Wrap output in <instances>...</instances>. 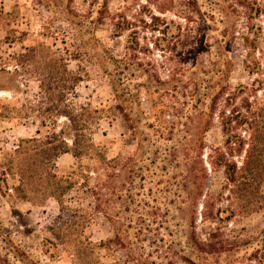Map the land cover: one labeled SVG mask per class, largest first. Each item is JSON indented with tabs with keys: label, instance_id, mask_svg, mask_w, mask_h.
Segmentation results:
<instances>
[{
	"label": "rangeland",
	"instance_id": "1",
	"mask_svg": "<svg viewBox=\"0 0 264 264\" xmlns=\"http://www.w3.org/2000/svg\"><path fill=\"white\" fill-rule=\"evenodd\" d=\"M230 1L0 0V179L8 159L14 166H25L28 185L25 199L18 192L10 189L6 194L0 188V264H73L71 255L54 256L44 245L54 239L50 228L65 225L63 233L74 240L85 225L83 238L93 243L111 236V227L102 216L88 224L83 219L72 220V212L61 214L57 201L46 198L40 166L43 157L39 151H30L37 143L22 141L59 132L66 119L40 116L39 111L47 108L115 107L113 85H118L121 72L124 86L133 94L125 108L131 121L127 124L117 112L116 117L105 114L94 141L108 159L129 157L137 144L142 148L136 164L140 176L127 189L133 187L137 193L132 205L135 222L143 202L158 209L155 225L160 226L159 233L151 236L158 241L146 242L149 251L160 247L151 261L264 264V173L253 185L239 187L229 183L223 168L213 169L208 160V154L215 155L220 149L237 167H243L246 152L234 157L229 153L240 139L251 137L260 140L259 147L264 150V125L254 121L264 113V17L254 21L263 33L259 50L252 52L241 38L249 33L245 17L223 13ZM256 1L264 6V0ZM250 37L254 39L255 34ZM129 40L137 45L135 51L126 49ZM48 46L50 54L60 49L58 56L83 77L62 104L55 92L52 100L39 95V80L45 77L39 75V68ZM32 48H38V55L31 62L30 73H3L20 67L19 55ZM127 53V66H118L115 60ZM227 66L228 94L219 100L210 125H206V120L195 114L201 109L199 99L209 86L220 89ZM234 92L235 100L227 107L225 100ZM247 106L251 112L246 111ZM233 108L236 115H247L249 125L237 121L222 124V113ZM25 113L29 119H24ZM127 125L136 127L137 133ZM231 137L234 143L227 145ZM202 143L203 157L197 160L192 146ZM15 151L19 154L14 155ZM259 160L264 164V153ZM88 162L82 160L83 165ZM77 166L72 154H65L57 159L54 173L66 177ZM6 179L12 188L11 176ZM95 183L91 180L90 185ZM74 196L64 197L65 207L79 206ZM90 201L95 203L91 206L87 200L84 206L100 205L92 198ZM129 215L125 213V220ZM193 235L217 250L204 253L194 249ZM101 259L105 264H131L121 253L102 250Z\"/></svg>",
	"mask_w": 264,
	"mask_h": 264
},
{
	"label": "trees",
	"instance_id": "2",
	"mask_svg": "<svg viewBox=\"0 0 264 264\" xmlns=\"http://www.w3.org/2000/svg\"><path fill=\"white\" fill-rule=\"evenodd\" d=\"M222 10L227 17L231 14L238 16L242 14L245 17L247 24H249L247 27L249 33L241 36L243 46L252 52L259 50V37H261L260 35L263 33V28L262 26L254 24V21L264 17V6L260 5L256 0H231L230 5ZM255 29H257V33H254ZM251 34H255L254 39H251ZM223 37L226 38L227 33H225ZM225 47H227V40L224 42L223 47H221L222 51ZM44 49H46L48 53L43 57L45 60L41 65L43 67L39 68V75L45 76L43 79L39 80V95L45 97V99L48 97L52 100L55 92L58 103L62 104L76 91L78 85L83 82V77L80 74L72 72L68 67L67 60L58 56L60 49L52 51L51 54V47L48 46ZM126 49L135 51L137 45L131 44L129 40ZM37 51L38 48L27 49V53L19 55V63L17 66L20 67H17L15 71L3 70V73H11L16 76H20L21 73H23L21 75L30 73L31 71L29 69L32 65L31 62L35 56L37 57ZM128 56H130V53H127L125 58L116 59V64L118 66H127L128 60H130L127 58ZM223 60L227 61L225 59ZM227 69L228 66L223 72V84L220 89L217 90L215 87L209 86L202 99H199L201 109L196 111L195 114L198 118L203 117L206 120V125H210L219 100L224 94H228V78H226ZM123 75L124 72H121L118 85H113L116 102L115 107L108 110H101L87 104L80 105L74 111L69 110L68 107H65V109H59L54 106L47 108L39 111V115L49 119L53 117L66 119V122L63 123L62 127L59 129V132L52 133L51 136H46L41 139L35 138L22 141V143H37V147L30 149V151H39L43 157V160L40 161V166L43 167L47 186L44 188V194L46 198L51 197L57 201L61 209V214H64L65 211L72 212V215H70L72 220L83 219L86 224L102 216L111 227V236L99 243H93L89 239L83 238V229L85 225L82 226L80 236L74 240L68 239L66 233H63L65 231V225L60 228H50L49 231H51L54 239L46 240L44 245L49 247L51 254L54 256L61 257L64 253L71 255L73 264H105L101 259L102 250L107 253H121V258L131 264H156L154 261H151L150 258L153 256L154 250L155 252H159L160 250V247L157 246L153 251H149L146 245V242L150 243L151 239L153 243L158 241L151 238V236L159 233L160 226L155 225L157 222L158 209L154 206H148L147 201L145 203L143 202L138 213L139 220L135 222L133 219L135 211L132 209V205L133 198L137 193L133 191L135 190L133 187L132 189H127L128 186H134V182L140 176L139 173L141 170L136 164L138 158L142 155V148L137 144L134 153L129 157L108 159L105 151L97 146L94 141V136L100 130V122L103 120L105 114L116 117L115 112H117L127 124L131 121V116L125 108L126 102L129 101L130 96L133 94L130 91L128 92V88L124 86L125 78ZM235 97V92L228 95L225 100L227 107L232 105ZM208 103L209 105L207 106ZM246 109L247 112H251L250 106H247ZM236 113V108H233L232 111H224L221 117L223 118L222 124L232 125L235 121H237L239 125L248 123L247 115L240 116V112L238 115H236ZM24 116V119H29L30 117L29 113H25ZM241 121L243 123H241ZM254 121L258 125H264V113L260 116H255ZM127 127L129 131L135 134L137 133L136 127L133 125H127ZM232 138L233 137L227 140V145L232 144ZM261 139L264 141V137ZM246 146L248 148L245 150ZM259 146H262L260 145V140L256 142V139L254 137L252 139L251 137L248 141L240 139L238 147L232 149L231 153H229L231 157H234L233 154L241 156L244 151L246 152L243 167H237L236 163L228 159V154L221 152L220 149L215 150V155L212 153L208 154L209 165L213 169L223 168L229 183L239 187L240 185L251 186L257 181V178L264 173V164L258 163L264 150ZM21 147L22 144L19 145V148ZM204 149L203 143L199 145L193 144L192 151L196 156L195 159L202 160L203 154H201V152H203ZM189 151H191V149H189L188 152ZM14 153V155L19 154V151H15ZM65 154H72L78 161V166L73 169L70 175L59 177L54 173L56 162L60 156ZM84 158L89 161L87 165L82 164ZM6 161L7 163L3 165L6 171L3 173L4 178L0 179L2 182L0 188L1 190H6V194L10 189L18 192L22 195V198L25 199L28 197L26 193L28 185L24 175V172H26L25 166H14L11 160L8 161V159H6L5 162ZM37 161L38 160L35 162L37 163ZM259 161L262 162L261 160ZM16 170L17 173L12 172ZM8 176H11V180L13 181L12 188H10L9 180L6 179ZM92 176H95V178ZM91 180L96 181L95 185H90ZM70 194H74V198L77 196L76 198L80 202L79 206H64V197ZM91 198L99 202L100 205L90 207V205L92 206V202H94L90 201ZM87 200H89L90 205L88 204V206L85 207L83 202ZM101 207L102 209H100ZM126 212H130L128 220H125L124 217ZM58 219H62V216L59 215ZM68 226L69 225H67V227ZM191 243L192 247L200 252L212 253L217 250L212 243L200 241L195 235L191 237ZM168 264L173 263L170 261Z\"/></svg>",
	"mask_w": 264,
	"mask_h": 264
}]
</instances>
